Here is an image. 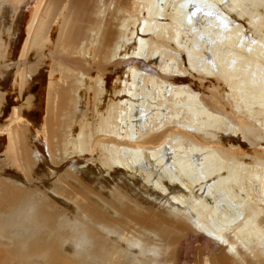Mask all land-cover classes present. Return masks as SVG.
I'll list each match as a JSON object with an SVG mask.
<instances>
[{
	"label": "bare ground",
	"instance_id": "obj_1",
	"mask_svg": "<svg viewBox=\"0 0 264 264\" xmlns=\"http://www.w3.org/2000/svg\"><path fill=\"white\" fill-rule=\"evenodd\" d=\"M129 1L4 6L0 49L20 28V62L61 54L15 70L9 114L0 96L9 250L19 264H264V0ZM189 227L205 244L192 257Z\"/></svg>",
	"mask_w": 264,
	"mask_h": 264
},
{
	"label": "rangeland",
	"instance_id": "obj_2",
	"mask_svg": "<svg viewBox=\"0 0 264 264\" xmlns=\"http://www.w3.org/2000/svg\"><path fill=\"white\" fill-rule=\"evenodd\" d=\"M99 1H103V0H75L76 3L78 2L77 3L78 6L76 5V3H73V17L75 19H77V15L75 16L74 13L76 11L79 12L80 9H81V7H84V6L85 7H91L94 3H99ZM4 2L7 3V4L4 5ZM8 2H9V0L8 1L7 0H0V13H1V11L3 13V14H0V26H1V28H0V40L2 38H4L3 41H1V44L3 42L5 44L6 37H5V34H3V33H5V29L6 28H9L10 29L12 27V25L10 24L11 23V20L10 19L12 18V14L9 15L8 11L4 7V6L8 5ZM104 2L107 3V4H110L111 3L109 5V7H113V4H115V3L118 4V5H121V7H124L126 11L129 9V7H131V6H129V4H130V1L129 0H104ZM1 3H2V5H1ZM75 5L77 6V10H76V6ZM80 5H82V6H80ZM74 7H75V10L76 11L74 10ZM82 9H81V11H82ZM105 15H107V14H105ZM2 16H4V18ZM4 25L5 26L8 25V26H6V28L4 29V27H5ZM8 37L10 38V44H9V46L1 47V49H0V54H1L0 55V74H1L0 75V96H1V98H5V101H4V105L5 106L4 107H5V110L7 111V114H9L10 111H11V103L10 102L13 101L14 97H16L18 95V93H13V89H14L13 78H14V75H15V70L26 66L27 68L30 67L33 71H35L36 70L35 67H37L39 65L37 67V70H39L40 64H44V63L46 64L47 62H48L47 63L48 64V67H46V69L49 70L51 68V65L53 67L55 65L54 62H56L58 60V57L61 56V54H58V53H56V56H54L55 53L53 52V49L50 46V49H45L46 51L51 52L50 53V58L47 57V58H44L43 59L42 56H39V55L42 54L40 52L39 53L36 52V53H34V54H32L30 56V54L32 53L31 52V53H29V55L27 56V58H26V60L24 62L23 61L20 62V56L18 55V53H19V51L21 49V44H22V41H23L22 39H24L23 31L20 28H16V31L13 32L11 34V36L9 35ZM131 41H132V39H130L129 41H127L126 42V46L130 45ZM124 48L125 47H123L121 49V51H123ZM125 50H127V48ZM6 52H8V53H6ZM117 58H120V57L119 56H116L115 57V60H118V62H119L120 60L117 59ZM161 58L163 60V57H161ZM3 59H4V61H3ZM16 59L18 60V62H17ZM45 59H46V62H45ZM39 61H41V62H39ZM3 62H4V64H3ZM36 62L38 63V65H36L37 64ZM25 63H26V65H25ZM14 67H15V69H14ZM146 67L148 69H152L153 68L155 71H158L159 73H161V71H159L158 66L155 63H153V62H151V63L150 62H147L146 63ZM46 69H44V73L46 72ZM123 71H124V69L122 71H119L120 74L119 73L118 74L120 75V77L121 76H124ZM83 72L86 73L85 70ZM3 73H4L5 76L3 75ZM6 74L7 75L9 74V76L7 77ZM175 75L178 76V77L183 78V75L182 74L178 75V73H176ZM4 77H7V78H4ZM184 78H186V83H185L186 85L189 82L188 84L197 87V83L194 82L197 79H194L191 76H186ZM28 79H30V78H28ZM114 81L115 80L113 78L111 80V86L113 85ZM202 81L204 82L205 80L202 79L201 82ZM191 83H193L194 85L191 84ZM30 85H31V93L29 94V97L27 99H29L30 97L36 98L35 95H37L38 92H39V85H38V83H37L36 80L33 79L31 81ZM203 91H204V89H203ZM112 94L109 95L107 101L110 100V97L111 96L112 97L115 96L114 93H112ZM24 98L25 97H23L21 95V98L19 99V102L21 104H22V102L24 103ZM84 102L85 103L86 102L88 103L89 102V97H87V99ZM39 111H40L39 109H36L35 107H32V111L30 112V116L31 117H37L39 115ZM232 136L234 137L235 135H232ZM243 143H245V142L243 141ZM244 151L245 152H249V151H253V149L244 147ZM0 153H1V150H0ZM18 187L27 188V186L23 185L22 183L18 184ZM149 206H151V205H149ZM3 230H5V229H3ZM193 231H196L197 233H199L197 230H194L193 227H189L188 229H185L184 231H182V235L178 239V246L180 247L182 253L185 252V251H187V253L191 257L193 256V253L196 251L195 248H197L198 246L204 247V245H205L204 244V239L202 237H200V238L198 237V240L196 242L194 241L195 240V237L193 236ZM3 232L4 233H2V231L0 232V236L2 237V238L0 237L1 238L0 239V244H1L0 245V252H2L0 254L1 255L0 256V262H1L0 264H10V263L11 264H19L18 261H16L17 260L16 257H14L13 254L11 253V251L9 250V248L12 245L11 243H13V242L9 241V239H8V237H11V233H9L8 229L5 230V231H3ZM67 245H68L67 246L68 249H66V250L71 253L70 255H74L76 253V249H77L76 245L73 244V243H69V242L67 243ZM207 246L211 250H213L214 252H216V253H219L220 252V250L218 249L217 245L214 244V243H211L210 245L207 244ZM5 255H7V256H5ZM130 257H131V255H130ZM32 264H43V260L39 259V261H37L36 263H32Z\"/></svg>",
	"mask_w": 264,
	"mask_h": 264
}]
</instances>
